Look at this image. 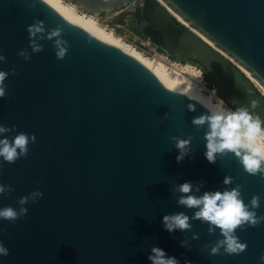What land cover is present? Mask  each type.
<instances>
[{
	"label": "water",
	"instance_id": "water-1",
	"mask_svg": "<svg viewBox=\"0 0 264 264\" xmlns=\"http://www.w3.org/2000/svg\"><path fill=\"white\" fill-rule=\"evenodd\" d=\"M84 1L92 9L112 0ZM130 1L115 0L118 6ZM163 1L264 88V0ZM36 20L43 21L45 35L62 30L61 39L69 45L63 60L55 57L54 41L46 39L39 41L43 51L32 53L26 28ZM160 20L138 24L152 43L182 57L203 48L186 27ZM24 49L31 56L27 62L17 55ZM0 54L6 57L0 71L15 68L17 73L4 82L0 124L16 127L7 134L9 140L19 132L36 137L26 157L14 164L0 158V183L14 189L0 196V208H18L20 197L43 193L25 205L23 219L0 220V241L9 250L0 264H150L153 246L180 264L185 259L190 264H260L264 223L236 231L247 244L239 255H208L210 247L203 246L222 237L219 230L209 234L206 223L191 221V231L171 234L163 228L164 215L191 217L196 211L177 204L179 193L172 189L184 182H205L196 195L239 184L246 204L253 195L261 197L256 211L264 215V179L246 174L232 154L218 156L214 164L205 159L207 125L197 129L191 124L206 114L202 103L171 89L140 59L45 0H0ZM250 89L236 82L225 97L219 87L233 110L253 100L255 112L264 110ZM188 104L196 110L187 111ZM170 137L191 138L189 155L180 163ZM225 176L234 183L224 186ZM194 234L198 240L191 239ZM184 239L188 245L181 247Z\"/></svg>",
	"mask_w": 264,
	"mask_h": 264
},
{
	"label": "clouds",
	"instance_id": "clouds-1",
	"mask_svg": "<svg viewBox=\"0 0 264 264\" xmlns=\"http://www.w3.org/2000/svg\"><path fill=\"white\" fill-rule=\"evenodd\" d=\"M28 33L29 45L32 53L43 51V45L40 40L54 41L53 48L57 60H63L69 49L66 40L61 39L62 30L57 27L49 30L45 35L43 21L36 20L32 25L26 28ZM17 55L22 57L26 62L31 59L26 49L20 50ZM6 62V57L0 54V63ZM15 68L8 72L0 71V99L6 95L5 80L9 75H16ZM191 87V85H189ZM215 90H213L214 94ZM183 94V93H181ZM235 102V101H234ZM225 101L218 99L215 104H203L206 114H201L191 120V124L197 129L207 125V130L203 139L206 141L204 156L208 163L217 162V157H223L226 154H232L242 166L243 171L249 176L259 175L264 179V119L261 118L254 110L258 107L255 100L251 101L248 107L239 106L234 110L225 106ZM193 104L187 105V111L194 112ZM167 118V113L164 119ZM16 127L11 128L0 124V158L7 164H14L18 159L26 157L28 154L29 144L36 142L35 134L28 135L24 132L17 133L11 140L7 138L8 133H15ZM174 142V147L179 155L176 156V162H182L189 155L191 138L181 139L170 137ZM3 169L0 168V174ZM201 180L198 184L184 182L175 186L172 191L179 193L177 199L178 206L186 209H195L193 215L189 217L184 212L166 214L163 216L162 225L164 230L170 234L179 230L188 232L192 230L191 221H200L208 225V233L213 234L219 230L222 239H217L212 246L204 245L205 249L210 247L208 255L216 256L239 255L247 249V244L240 242L236 231H244L246 228H255L264 223V215H257L260 207L261 197L253 195L246 204L242 198L241 186L236 184L235 187L226 188L223 191H204ZM234 183L232 177L225 176L222 184L229 186ZM14 191L10 185L0 183V196H7ZM43 197L39 190L30 192L27 196L20 197L17 200L18 208L7 206L0 208V220L15 223L23 219L28 209L25 207L29 202L36 203ZM4 229L0 228V235ZM192 240H198V235H192ZM188 240L181 241L180 246L186 247ZM221 249L223 253H221ZM9 250L0 241V257H7ZM150 264H180L175 257L168 256L164 250L159 247H151L150 254L147 257ZM260 264H264V254L259 257ZM184 264H190L185 259Z\"/></svg>",
	"mask_w": 264,
	"mask_h": 264
},
{
	"label": "bare ground",
	"instance_id": "bare-ground-1",
	"mask_svg": "<svg viewBox=\"0 0 264 264\" xmlns=\"http://www.w3.org/2000/svg\"><path fill=\"white\" fill-rule=\"evenodd\" d=\"M61 13L70 19L78 22L97 35L107 39L108 41L120 46L128 51L138 59H140L155 75L165 81L173 90L189 95L202 104H215L220 99L211 88L206 87L203 82V73L189 62L186 64H176L171 62L164 56L154 55L147 57L145 54L137 50L133 45L123 41L122 38L117 36L109 25L103 23L98 15L100 12L106 13L107 22L111 24L121 23L127 24L131 17H134L137 24H147L148 19H164L170 20L175 25H182L189 29L190 33L198 38L203 45V48L194 49L190 57L186 59L196 60L206 68L210 77L220 87L224 96L236 86V82L243 84L245 87L255 90L258 97L264 102V88L258 80L246 69L240 65L235 59L228 54L223 53L220 48L208 41L202 33L187 24L177 13L169 7L163 0H145L142 6L134 8L120 9L115 0L110 1L106 5H99L97 8L89 9L84 0H45ZM124 6V5H123ZM144 9L142 10V7ZM87 10L92 11L89 14ZM161 12L159 15L155 11ZM113 26V25H112ZM120 26V25H115ZM150 44V43H148ZM209 52L211 55H209ZM153 55V54H152ZM164 55V54H163ZM179 55V54H176ZM180 56V55H179ZM215 56H218L222 61L229 65L233 72L220 64ZM201 60V61H199ZM191 85V87H189ZM250 89V90H251ZM226 103V102H225ZM226 107L231 108L225 104ZM264 119V110L260 109L256 112Z\"/></svg>",
	"mask_w": 264,
	"mask_h": 264
},
{
	"label": "rangeland",
	"instance_id": "rangeland-1",
	"mask_svg": "<svg viewBox=\"0 0 264 264\" xmlns=\"http://www.w3.org/2000/svg\"><path fill=\"white\" fill-rule=\"evenodd\" d=\"M144 1L145 0H131L128 4L121 6L119 8L120 9H123V8L131 9L134 7H140L144 3ZM87 12L89 14H92V11L90 10H87ZM98 17L103 23L108 24L110 29H113L114 33L120 38H122L123 41L133 45L135 48H137L138 51L145 54V56L147 57H153L154 55H157V56L161 55L169 59L171 62L173 63L175 62L176 64H186L187 62H189L191 65L195 66L197 69L202 71L203 82L205 83L206 87L214 89L215 94L220 99L226 102V99L221 95L219 87L216 85V83L213 81L210 75L206 72V70L201 65V63H199L198 61L192 60V59H186L179 55H173L169 53L168 51L164 50L163 48L159 47L157 44L152 43L147 37L142 35L134 17H131L130 21H128V23L125 25L121 23L111 24L107 22L106 13L104 12H100ZM115 25H120V26L117 27ZM226 104L228 105L227 102Z\"/></svg>",
	"mask_w": 264,
	"mask_h": 264
}]
</instances>
